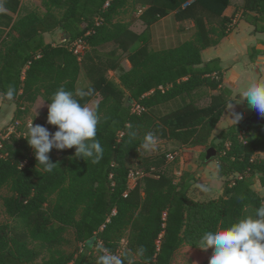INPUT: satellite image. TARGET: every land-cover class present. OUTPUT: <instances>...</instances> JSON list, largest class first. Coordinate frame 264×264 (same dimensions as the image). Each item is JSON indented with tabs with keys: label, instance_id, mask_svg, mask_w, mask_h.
Instances as JSON below:
<instances>
[{
	"label": "trees",
	"instance_id": "1",
	"mask_svg": "<svg viewBox=\"0 0 264 264\" xmlns=\"http://www.w3.org/2000/svg\"><path fill=\"white\" fill-rule=\"evenodd\" d=\"M0 13V94L14 85L17 105L12 122L30 113L42 97L61 86L79 88L85 73L86 105L94 96L100 116L97 139L104 148L98 164L75 158V147L49 153L57 163L51 173L36 171L34 149L23 137L27 131L0 132V189L9 220L0 224V264H95L99 241L113 253H130L135 264H171L177 251L196 244L205 231L227 226L251 214L262 202L254 188H264V126L245 121L223 130L209 142L229 101L218 58L203 62L201 51L217 45L234 27L225 14L231 0H41L44 11L21 0H3ZM242 17L264 32V0H243ZM139 11L145 28L137 32L127 13ZM174 11L176 20H193L192 39L175 47L150 49L149 27ZM15 14H17L15 16ZM58 28L60 43L46 42L44 33ZM85 45L76 52L73 45ZM105 50V52L103 51ZM131 63L129 70L123 60ZM117 71L119 82L110 77ZM218 89L207 105L184 101L157 114L153 108L169 99L191 94L199 87ZM135 102L144 109L133 110ZM136 132V137L129 135ZM147 132L157 141L174 140L183 159H193L195 149H217L218 175L224 178L218 197L200 200L189 195L196 177L184 170L177 177L167 155L179 147L156 144L140 148ZM137 149H140L138 152ZM206 153L202 155L203 162ZM212 159V160H213ZM137 173L133 187L130 179ZM73 234L75 247L68 233ZM143 246L144 255L137 254Z\"/></svg>",
	"mask_w": 264,
	"mask_h": 264
},
{
	"label": "clouds",
	"instance_id": "2",
	"mask_svg": "<svg viewBox=\"0 0 264 264\" xmlns=\"http://www.w3.org/2000/svg\"><path fill=\"white\" fill-rule=\"evenodd\" d=\"M5 11L3 4H0V13ZM0 95L12 101L16 95L14 85L9 84L7 91ZM85 95L86 93L79 88L73 92L63 86L52 94L48 104L47 122L57 126L58 130L54 134L44 126L34 125L33 120L27 124V131L23 137L34 149L37 172L42 170L51 173L56 167L57 163H53L48 155L53 148L64 150L75 147V158H83L92 164H98L103 158L104 148L97 139L100 116L96 110L82 105L77 99ZM238 95L242 99L234 100L236 103H243L246 100L251 110L264 116V77L250 79ZM226 109L230 112L228 118L237 125L243 116L235 112L233 101L227 103ZM129 135L135 138L137 134L130 131ZM156 144L157 138L154 133L147 132L140 148L147 151ZM199 187L205 192L209 190L203 184ZM196 246L205 252L213 249L209 264H264V198L251 214L244 215L227 226H217L214 232L205 231ZM94 249L99 253L95 258V264H135L130 253L123 256L113 253L102 242L97 241ZM144 252L143 246L137 250L140 256H143Z\"/></svg>",
	"mask_w": 264,
	"mask_h": 264
},
{
	"label": "crops",
	"instance_id": "3",
	"mask_svg": "<svg viewBox=\"0 0 264 264\" xmlns=\"http://www.w3.org/2000/svg\"><path fill=\"white\" fill-rule=\"evenodd\" d=\"M2 2L3 0H0V4H2ZM21 2L24 4L22 0ZM242 4L243 0H231V4L225 9V14L227 16H232L238 8V11L235 13L234 27L232 31L225 38H223L219 44L206 47L201 51L203 62H208L215 58L220 60L224 69L223 86L231 89V98L234 104V110L237 113H241L243 116L239 122L245 121L255 112L248 107L246 100L243 103H236L234 100L242 99L238 93L246 87L247 82L250 79L255 77H264V32L255 31V26L242 17ZM24 5L27 6V3ZM139 14V11H134L127 13L123 17L124 20L132 22V28L137 32H141L145 28L143 22L139 19ZM16 15L17 14H15V16ZM195 30L196 25L193 20L178 21L174 16V11H171L150 25V35L147 43L149 48L154 50L175 47L192 39ZM56 35L59 39L61 38L60 30L57 34L52 31L44 33L45 41L56 44L53 41ZM122 65L127 70L131 68V63L128 59L123 60ZM109 73L111 74L110 77L119 82L117 71H110ZM88 85L89 79L83 72L79 77V88H83ZM218 91V89H211L210 87L202 86L194 90L189 95L184 94L177 96L158 104L153 108V111L157 114L169 112L183 104L184 101H190L192 99L198 100V104L202 106L207 105L210 102V95L215 94ZM100 98V95L97 94L89 101V103H87V106L94 108ZM43 101L45 100L42 97H39L37 101L33 103V106H31L30 113H36L39 115V107L44 104ZM16 107L17 105L15 103H6L2 98L0 99V132L8 130L10 126L15 125V122L13 123L12 119L14 117ZM228 117H230V112L225 107L221 118L215 126L209 139L210 143L217 140L223 130L234 124ZM27 124L28 122L26 125ZM165 142H168V144L172 143L175 147H179L178 150L180 151V155L178 150L175 153L178 158L180 157V174L184 170H189L194 176L196 175V178L200 176L202 180H205L208 177L218 180L224 179L218 175V161L216 159L210 160L207 163L203 162L202 155L204 151L206 153V150L195 149L193 151V159L189 162H185L183 159L184 146L182 147L174 140H163L162 143L157 141V144H162V146L165 147ZM255 156L264 157V151H257ZM130 186L133 187L134 183L130 182ZM192 187L189 191V195L194 199L204 200L201 197L197 198L192 196ZM254 188L264 195V188L258 182L254 185ZM222 191L223 186L220 188L218 195L214 197L221 195ZM200 193L206 194L207 192L201 190Z\"/></svg>",
	"mask_w": 264,
	"mask_h": 264
},
{
	"label": "rangeland",
	"instance_id": "4",
	"mask_svg": "<svg viewBox=\"0 0 264 264\" xmlns=\"http://www.w3.org/2000/svg\"><path fill=\"white\" fill-rule=\"evenodd\" d=\"M22 1L24 2V4L27 3V6L30 8H36L40 11H44V7L41 5V0H22ZM58 31H59L58 28H55L52 32H56V34H57ZM53 41L56 44L60 43V40L57 37V35L55 36V39ZM103 51L105 52V50H103ZM110 76H111V74H110ZM43 103L44 104L40 105V107H39V110H40L39 115H37L36 113H30L24 117V121H26V123L27 122L29 123L30 121L33 120L34 125L44 126L49 130L50 133L54 134L55 131L58 130V128H57V126H53L51 124H48L47 117H48V104L49 103L46 101H43ZM15 128H16L15 130L25 131L27 129V125L25 126V125H18L17 124ZM158 142L162 143L163 140L160 139V140H158ZM165 145L169 148H175V146L172 143L168 144V142H165ZM51 152L59 153L58 149H56V148H53L50 151V153ZM178 153L180 155L179 150H178ZM179 158H178V161L176 163H174L175 162L174 161L173 165H172V168H173L172 171L175 172L177 177L180 174ZM136 180H137V173H133V175L130 179V182L135 184ZM223 182H224V179L218 180V179H211L210 177H208L207 179L202 180L201 177L199 176L196 179V181H194V183H193L192 196H195L197 198L201 197L202 199H208V198L217 196L220 188L223 186ZM201 184L206 185L207 188L209 189L206 194L200 193L201 188L199 187V185H201ZM6 195H8V190L6 188L0 189V224L6 223L9 220L8 216L4 212V206H3V197ZM68 237L71 240V244L66 247V250L71 251L75 247V245L73 243L72 232L68 233ZM212 251H213V249H211V248L205 252V251L201 250L200 248L183 246L177 251V253L175 254V257H174L171 264H209V258L212 255Z\"/></svg>",
	"mask_w": 264,
	"mask_h": 264
},
{
	"label": "water",
	"instance_id": "5",
	"mask_svg": "<svg viewBox=\"0 0 264 264\" xmlns=\"http://www.w3.org/2000/svg\"><path fill=\"white\" fill-rule=\"evenodd\" d=\"M245 124L249 125H263L264 126V116L258 115L256 112L250 116L249 118L246 119ZM218 155V151L215 147L209 146L206 149V156L205 160L210 161L213 158H216Z\"/></svg>",
	"mask_w": 264,
	"mask_h": 264
},
{
	"label": "built area",
	"instance_id": "6",
	"mask_svg": "<svg viewBox=\"0 0 264 264\" xmlns=\"http://www.w3.org/2000/svg\"><path fill=\"white\" fill-rule=\"evenodd\" d=\"M73 47H74L76 52L80 53V52H82L84 50L85 45L82 42L77 41V42L74 43ZM143 109H144V107L141 104H139L138 102L134 103V105H133V110L134 111L141 112ZM19 123H20V121L16 122L15 125L10 126L9 129H8V132L11 133V132L16 131L15 127ZM176 156H177L176 153H169L167 155V158H168L169 161H173L176 158Z\"/></svg>",
	"mask_w": 264,
	"mask_h": 264
}]
</instances>
